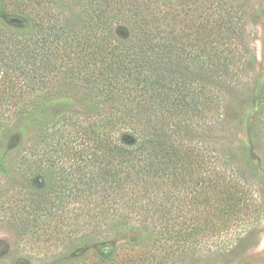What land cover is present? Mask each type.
Segmentation results:
<instances>
[{
    "label": "trees",
    "instance_id": "trees-1",
    "mask_svg": "<svg viewBox=\"0 0 264 264\" xmlns=\"http://www.w3.org/2000/svg\"><path fill=\"white\" fill-rule=\"evenodd\" d=\"M9 1L25 22L0 23V233L26 264L200 263L261 224L238 163L254 177L264 151L261 5ZM234 96L253 114L238 147Z\"/></svg>",
    "mask_w": 264,
    "mask_h": 264
},
{
    "label": "rangeland",
    "instance_id": "rangeland-1",
    "mask_svg": "<svg viewBox=\"0 0 264 264\" xmlns=\"http://www.w3.org/2000/svg\"><path fill=\"white\" fill-rule=\"evenodd\" d=\"M262 1V4H260ZM259 2V3H258ZM7 5L0 8V23H4L7 25H21V18L17 17L13 13V8L11 6V2L6 0ZM251 5L257 4L261 5L262 17L259 19L257 24H255V32L257 35L256 41V55H257V63L255 67V71L253 72L252 78L256 80H260L262 83L264 82V0H252ZM252 15V14H251ZM117 35L122 39H127L131 35V29L128 26H118ZM64 101V100H63ZM68 102L76 105L77 101L74 98H68ZM250 104L247 103V98L244 102L237 100L234 97H228L226 100V110L225 115L228 121H239V125H242V120L244 122V127H241L237 130H231L233 134L231 140H235L236 145L238 147L239 144L247 145V119L253 116L252 109H249ZM239 118V119H238ZM250 122V120H249ZM255 153V172L256 176H251L247 171V163L238 162L240 167V172L244 179H251L255 185V189L258 191L259 199L264 201V151L260 150V148H254ZM239 161V159H238ZM2 180V176L0 174V181ZM113 239V240H112ZM127 237L119 236L111 238L112 244L109 246H113V244H119L127 241ZM142 240V238H141ZM139 240V241H141ZM101 249V248H100ZM14 240L10 234L0 233V258H4L7 264H12L16 262H20V264H26V257L32 258L34 263H39V260L36 257L32 256L30 253L22 252L17 255L14 252ZM190 264H264V220L261 222L257 228L251 231L250 234L243 237L242 242L237 243L235 247L231 248L223 257L218 259L216 258H205L202 259L200 263H190Z\"/></svg>",
    "mask_w": 264,
    "mask_h": 264
}]
</instances>
